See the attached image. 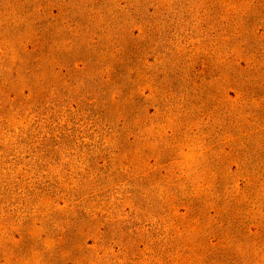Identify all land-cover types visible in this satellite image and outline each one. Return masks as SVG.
<instances>
[{
  "label": "rangeland",
  "instance_id": "374dc122",
  "mask_svg": "<svg viewBox=\"0 0 264 264\" xmlns=\"http://www.w3.org/2000/svg\"><path fill=\"white\" fill-rule=\"evenodd\" d=\"M0 264H264V0H0Z\"/></svg>",
  "mask_w": 264,
  "mask_h": 264
}]
</instances>
